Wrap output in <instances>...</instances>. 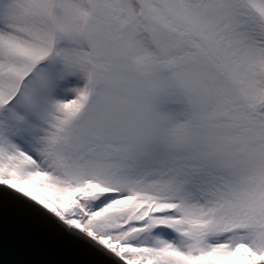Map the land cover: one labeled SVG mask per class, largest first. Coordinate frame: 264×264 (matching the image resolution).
Masks as SVG:
<instances>
[{
    "label": "snow or ice",
    "instance_id": "6c2138e0",
    "mask_svg": "<svg viewBox=\"0 0 264 264\" xmlns=\"http://www.w3.org/2000/svg\"><path fill=\"white\" fill-rule=\"evenodd\" d=\"M80 264H264V0H0V208Z\"/></svg>",
    "mask_w": 264,
    "mask_h": 264
},
{
    "label": "water",
    "instance_id": "95a60500",
    "mask_svg": "<svg viewBox=\"0 0 264 264\" xmlns=\"http://www.w3.org/2000/svg\"><path fill=\"white\" fill-rule=\"evenodd\" d=\"M84 259L56 244L11 206L0 208V264H80Z\"/></svg>",
    "mask_w": 264,
    "mask_h": 264
}]
</instances>
